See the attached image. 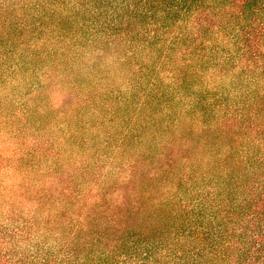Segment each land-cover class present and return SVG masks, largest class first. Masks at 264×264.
<instances>
[{"label": "trees", "instance_id": "16d2710c", "mask_svg": "<svg viewBox=\"0 0 264 264\" xmlns=\"http://www.w3.org/2000/svg\"><path fill=\"white\" fill-rule=\"evenodd\" d=\"M89 53L130 75L95 107L113 154L14 183L35 211L3 213L0 264H264V0H0V75ZM67 88L74 112L100 96Z\"/></svg>", "mask_w": 264, "mask_h": 264}, {"label": "rangeland", "instance_id": "374dc122", "mask_svg": "<svg viewBox=\"0 0 264 264\" xmlns=\"http://www.w3.org/2000/svg\"><path fill=\"white\" fill-rule=\"evenodd\" d=\"M94 55L99 59L97 63L101 64L94 67L97 70L95 73L92 71ZM94 55L93 53L86 55L85 60L90 67L88 75L86 71L81 72L80 64L75 65L71 72L70 64H62L54 78L46 76L48 69L45 67L32 69L27 74L24 70H19L13 76L0 75V156L3 162V166H0V186L3 187L1 190L8 191L4 195L0 194V221L5 220L3 213L7 212L8 208L18 213L23 212L24 216H31L35 211L32 203L22 201L17 195L21 189L25 190L24 187L21 189L14 187L12 186L14 183L23 181L26 187L27 180H33L39 182L38 190L49 188L52 186L50 178L56 172L51 174L43 172L54 166L57 160L58 165L49 170L69 172L75 170V164H93L95 157L103 159L107 154H113L111 149L103 148L101 145L106 131L109 130L106 128L111 125L103 121L100 110L95 107L101 102L102 97H106L103 96L105 92L116 88L126 89L130 75L128 71L121 73V66L114 62L111 55L102 53ZM35 60L25 61L34 66ZM42 63L40 61L39 66ZM69 73L73 74L75 83L67 84ZM203 80V76L200 77L197 88H200L199 84ZM68 86L74 88L75 94L91 93L100 96L90 107H87L85 102L82 113L77 110L74 112L71 106L72 98L67 94ZM108 98V102L112 101L110 96ZM114 107L116 108L115 105ZM104 111H106L104 115L108 114L107 110ZM108 116L110 115H107V118ZM43 125L45 127L38 132L37 129ZM20 129L22 130L19 131ZM23 137L25 142L22 144L20 142ZM38 137L40 140L45 138L51 140L53 152L48 153L51 155L48 162L45 152L39 151L34 157L38 168H30L29 160L23 157L22 150L33 143V138ZM56 152L58 157H55ZM17 160H23L26 164L12 166L11 162ZM106 162L108 161H102L101 165Z\"/></svg>", "mask_w": 264, "mask_h": 264}]
</instances>
